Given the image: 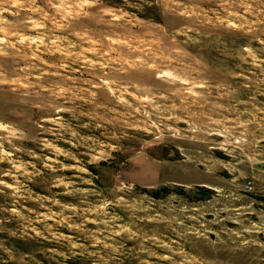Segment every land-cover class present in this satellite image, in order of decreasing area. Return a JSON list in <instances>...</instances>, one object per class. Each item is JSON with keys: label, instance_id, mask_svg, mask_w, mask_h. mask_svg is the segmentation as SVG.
Wrapping results in <instances>:
<instances>
[{"label": "rangeland", "instance_id": "obj_1", "mask_svg": "<svg viewBox=\"0 0 264 264\" xmlns=\"http://www.w3.org/2000/svg\"><path fill=\"white\" fill-rule=\"evenodd\" d=\"M0 264H264V0H0Z\"/></svg>", "mask_w": 264, "mask_h": 264}]
</instances>
